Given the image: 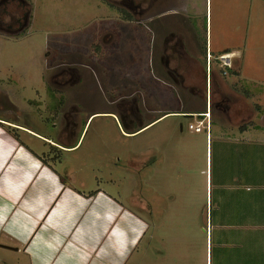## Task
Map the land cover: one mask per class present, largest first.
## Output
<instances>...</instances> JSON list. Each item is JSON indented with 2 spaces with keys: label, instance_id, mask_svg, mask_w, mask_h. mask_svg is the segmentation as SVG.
Instances as JSON below:
<instances>
[{
  "label": "rangeland",
  "instance_id": "rangeland-1",
  "mask_svg": "<svg viewBox=\"0 0 264 264\" xmlns=\"http://www.w3.org/2000/svg\"><path fill=\"white\" fill-rule=\"evenodd\" d=\"M17 1L8 0L12 13L17 12ZM208 4L212 42L218 48H235L241 58L239 75L229 74L228 83L226 76L219 77L221 93L239 97L233 119L222 106L210 103L209 130L214 135L209 139L206 126L202 124L201 130L190 128L187 118L173 112L143 129L128 132L140 125L139 114L132 113L138 102L157 116L182 106L176 90L183 98L194 97L171 84L168 73L157 62L156 52L153 66L161 83L153 98L147 93L149 81L144 85L134 79L129 85L126 81L125 86V78L118 73L115 76L120 72L117 67L140 61L142 66V43L147 34L155 50L153 7L142 14L140 8L130 9L121 0H27L19 7V15L22 17L25 9L31 15L21 30L11 33L0 26V243L23 247L24 239L19 243L5 237L4 232H20L26 226L38 231L30 246L49 248L53 264H96L99 252L107 264H206L202 255L205 215L200 209L207 203L206 171L211 175L212 161L215 164L218 158L216 134L222 127L233 130L239 124L258 123L264 128V0H208ZM127 12L132 18L127 19ZM205 15L203 11L204 21ZM8 22L18 26L14 19ZM140 24L148 31H141ZM167 27L163 26L160 38ZM70 66L78 68L80 80L60 86L49 81L54 70ZM61 95L66 111L78 112L81 108L88 117L92 113L78 134H68L70 127L64 128V137L58 132L62 125ZM127 95L131 112L123 120L119 111L126 106L121 99H127ZM183 106L201 104L195 100ZM192 121L197 123L196 119ZM65 135L69 142H76L69 149L57 146ZM233 136L225 139L229 149L234 140L241 141V145L257 150L258 161H264V135L249 132L240 138ZM148 147H153L157 162L153 170L146 171L148 184L143 185L138 171L140 151ZM72 172L75 179L70 180ZM69 188L73 192H67ZM84 193L114 195L123 202L113 201L115 205L130 206L136 212L153 208L152 214H146L150 228L141 244L133 238L124 257L114 248L97 250V236L107 232L111 224L124 223L118 221L121 212L115 210L117 206L112 205L113 211L108 212L107 205L111 204L87 199ZM187 193L194 196L192 203ZM19 196L15 219L10 211L15 213L13 198ZM39 198L48 205L42 212V204L35 201V210L42 212L36 219L34 202L26 204L25 200ZM209 205L211 208V189ZM49 208L50 215L43 220ZM41 221L50 227L49 232L63 230L66 238L53 240L50 233L39 229ZM130 222L129 229H133L137 221ZM0 264H32V251L0 245Z\"/></svg>",
  "mask_w": 264,
  "mask_h": 264
},
{
  "label": "flooded vegetation",
  "instance_id": "flooded-vegetation-1",
  "mask_svg": "<svg viewBox=\"0 0 264 264\" xmlns=\"http://www.w3.org/2000/svg\"><path fill=\"white\" fill-rule=\"evenodd\" d=\"M25 1L27 0H18L16 3L17 12L12 13V10H9L8 8V0H0L1 27L5 26L11 33H17L16 30H21L28 23L31 15V11L29 9H25L23 11L22 17L19 15V7H22L21 5H24ZM121 3L125 4L130 9L137 10L140 8L142 14L146 13L149 8L153 7L155 9V34L153 36L155 50H153L152 41L149 34H147L142 43L144 46L143 53L145 55H142L143 58H141L143 59L142 66L141 61L135 65L122 64L123 66H120L119 68L117 67V71H120L121 73L116 72L115 76L118 73L125 78V86L126 81L129 85L130 82H134V79H137L139 84L142 83L144 85L147 81H149L150 86L147 87V90L150 91L147 93H150V98H153L154 91L161 83V78L153 66L154 52H156L155 54H157L158 57L157 62L159 63L160 68L162 69L163 67L164 72L168 73L170 80L172 81L171 84L173 86L186 89L188 91V95H193L194 97H192L196 100V103L201 104V107L187 106L184 108L183 105L186 104V102L189 104L195 100L187 96L186 98H183L181 94H179L180 92L178 93L176 90L175 93L180 97L183 103H181V110L173 112V114H176V116H182V118L184 117L185 119L187 118L189 122L193 124V127L189 126L190 128H195L196 125H199V130H201L203 124L206 126V129H208L209 122L207 123V118H209V114L211 115V113H209L210 111L208 106L210 103H216L222 106L223 111L230 116V119H233L236 106L235 103L238 101L239 97L234 98L229 92L221 93L218 89V86H220L219 77L226 76L227 78L225 79L228 83L230 75H239L241 72L239 66L241 58L239 51H236L235 48L232 49L229 45L218 48L212 42L208 24V0H205V3L202 2V0H121ZM203 11H206L205 21L203 18ZM6 16H10L9 19L11 20H16L18 26H12V23L8 22L9 19H7ZM163 16H165L168 20L165 21L166 19H163ZM126 17L127 19L132 18L131 13L127 12ZM140 26L141 27L139 29L141 31H143L142 28L148 31L143 24H140ZM163 26L164 29H166L165 26H168V31L165 33L163 38H160ZM145 49L147 52H145ZM225 54H228L226 59L224 58ZM47 56V59L50 61L49 54H47ZM148 56L149 58H147ZM50 65L44 69V72L48 71ZM80 75L81 74H79L76 66H70L67 70L58 68L56 71L54 70L49 78V81L51 79L57 86L67 85L68 83H71V81L80 80ZM47 91V93H49L48 86ZM213 93H218V97ZM128 97L129 95H127V99H121L122 101H125L124 103L126 104V106L119 111V116L122 117L123 120H126L127 114L131 112L128 110V104L126 103V101L129 103L131 102ZM58 103L60 105L59 110L61 109L62 119V125L59 127L58 131L59 134L61 133L64 137L66 130L64 128L67 127H70L68 128L70 131L68 134H78L79 130H81L82 123L86 125L92 113L88 117L83 115L84 113L81 112V108H76L77 111L79 110L78 112H72L71 109L66 111L64 109L65 98L62 95L59 98ZM134 111L139 114L137 118L139 119L138 121H140V125L138 128L132 130V132L143 129L161 116L160 114L155 116V113H152L153 110H149L147 112L145 105L139 102L135 105V108H132V113H134ZM145 115L149 118L144 119ZM195 119L197 122L196 124L192 121ZM180 124L183 125V122L181 121ZM21 128L24 130L27 129V127L22 125ZM83 130L84 128L81 131ZM30 132L32 131L30 130ZM69 143L71 142H69V139H66L65 135V140L62 139V142L57 144V146L69 149L68 147L72 146L69 145ZM64 145L66 147H64ZM152 149L153 147H148L147 149L140 151L141 159H139V164L142 167L139 166V172H142L144 169L147 172L148 170L154 169L153 165L157 162V156L153 157L154 155H152ZM149 153L151 154L149 155ZM131 162H133V159H131ZM143 184H145V182ZM150 211L152 212L153 208H150Z\"/></svg>",
  "mask_w": 264,
  "mask_h": 264
},
{
  "label": "crops",
  "instance_id": "crops-1",
  "mask_svg": "<svg viewBox=\"0 0 264 264\" xmlns=\"http://www.w3.org/2000/svg\"><path fill=\"white\" fill-rule=\"evenodd\" d=\"M174 107L176 106L174 105ZM180 107L181 106L178 108H170L165 112H162L160 115L162 116L168 112H178L181 110ZM207 123L210 127L209 118H207ZM181 129H183V125H181ZM221 129L222 130L218 131V134H216L218 136L217 161L215 164L212 161L211 175L209 171H206L207 203L205 206H202V209H200L202 214L205 215V224H203L202 227L203 231L206 233L204 240L205 243L202 245V255L206 264H264V161H258L259 157L257 150H252L250 145L245 147L241 145V141L237 143L234 140L232 142V149H229V146L226 145L227 142H225V139L234 137V134L237 138H240L241 135L245 136L249 132H254L255 134L259 133V135L262 136L264 135V128H261L258 123H251L249 125L239 124V127L233 130H227L224 127ZM128 132H132V130H129ZM213 135L214 134L210 132L208 128L206 139H209L210 137L213 138ZM75 144L76 142L69 145L74 146ZM64 147L66 146L64 145ZM145 173V169L142 172H139V177H141L143 183L147 180V175ZM68 176L70 180L75 179L73 172L69 173ZM147 184L145 182V185ZM72 186L75 188L74 184ZM210 189L211 208H209ZM71 191L72 189L69 188L67 192ZM97 193H91L90 195H85L84 193V195L87 199H94L96 202L100 199V203L111 204L107 205L109 206L107 208L108 212L113 211L112 205H115L113 201L123 204V202L114 195L97 197L99 196ZM187 194L186 198L189 199L190 197L192 203L194 196L192 194ZM41 198L37 200L34 199V201L26 199L25 203L34 202L35 210V201H38L42 204L43 212V209L47 208L48 204L45 203V200H40ZM144 198L145 197H143V199ZM13 199L15 203V213L10 211V214L14 215V218L16 219L20 196L14 197ZM198 201V198H196V202ZM122 204L121 207L115 205L117 206L115 207V210L121 212L118 221L124 223V225L111 224L107 232L105 230L103 234L97 236L98 238L96 237L97 242L95 244L97 245V250L102 251V249H104L108 251V249L114 248L122 257H124L127 255L128 249L131 247V241L133 238L135 242L141 244L150 228L146 214H152L153 211L151 212L145 209V213H141L140 211L136 212L130 206ZM25 206L23 207L25 208ZM144 207L146 208V206ZM42 212L40 209H36L34 217L39 219ZM50 212L51 210L49 208L48 213L43 220L49 217ZM2 215L3 214L0 213V219H2ZM131 220H135V222L137 221V225L133 226V229H129L131 228ZM15 223H17V221H14L13 225ZM40 228L45 230L46 233H50L51 238L56 242L59 239L62 240V238H66V236L62 234L63 230L53 229L49 232L50 227L47 226V224H44L43 221L40 222L39 229ZM32 230L33 229L31 228L27 229L25 226L20 232L11 230L7 233L4 232V235L5 237L13 238L14 241H18L19 243L24 239L23 247L19 244L13 246L18 247L14 248L16 250L29 249L32 251V264H53L54 262L50 261L51 258L48 255L49 248H39L34 244L33 246H30L32 245L31 243H33L34 237L38 233L37 230H34L33 232ZM156 235L157 234L154 233V236ZM4 244L5 243H0L1 246H4ZM188 250L189 249H187V251ZM104 259V254L99 252V255H96L94 262L96 264H107Z\"/></svg>",
  "mask_w": 264,
  "mask_h": 264
},
{
  "label": "built area",
  "instance_id": "built-area-1",
  "mask_svg": "<svg viewBox=\"0 0 264 264\" xmlns=\"http://www.w3.org/2000/svg\"><path fill=\"white\" fill-rule=\"evenodd\" d=\"M227 57H228V54H225V55H224V58L226 59ZM189 126H190V127H193V124L190 123ZM195 129L199 130V129H200V126H199V125H196V126H195Z\"/></svg>",
  "mask_w": 264,
  "mask_h": 264
},
{
  "label": "water",
  "instance_id": "water-1",
  "mask_svg": "<svg viewBox=\"0 0 264 264\" xmlns=\"http://www.w3.org/2000/svg\"><path fill=\"white\" fill-rule=\"evenodd\" d=\"M4 246L11 247V248H18L17 246L7 245V244H4Z\"/></svg>",
  "mask_w": 264,
  "mask_h": 264
},
{
  "label": "trees",
  "instance_id": "trees-1",
  "mask_svg": "<svg viewBox=\"0 0 264 264\" xmlns=\"http://www.w3.org/2000/svg\"><path fill=\"white\" fill-rule=\"evenodd\" d=\"M243 127V126H242Z\"/></svg>",
  "mask_w": 264,
  "mask_h": 264
}]
</instances>
